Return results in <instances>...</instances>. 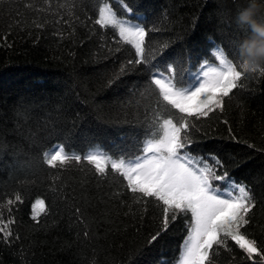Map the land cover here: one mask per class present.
Segmentation results:
<instances>
[{"label": "trees", "instance_id": "trees-1", "mask_svg": "<svg viewBox=\"0 0 264 264\" xmlns=\"http://www.w3.org/2000/svg\"><path fill=\"white\" fill-rule=\"evenodd\" d=\"M108 2L118 16L128 15L120 0ZM126 2L147 17L148 29H159L146 38L151 49L168 44L147 66L128 65L134 50L119 43L113 30L95 24V0H0V221L13 233L10 243L0 239V264H177L187 217L179 215L149 243L162 227L152 202L146 214H138L135 205L129 212L130 193L119 178L100 177L86 162L52 169L40 158L57 144L82 155L135 154L147 127L145 107L155 100L139 95L148 85V69L154 64L153 71H164V61L180 57L195 71L198 62H215L217 47L235 60V44L245 35L236 14L246 0ZM65 20L75 21L71 38ZM238 83L243 87L225 98L223 111L190 118L196 127L187 151L209 164L218 158L223 168L217 174L227 171L229 180L251 191L256 207L241 231L264 248V76L248 74ZM213 183L221 190L226 184ZM16 193L23 202L9 206ZM37 199L44 200L45 210L37 208L34 220ZM228 245L231 251L219 248L214 264H264L258 257L247 259L233 241Z\"/></svg>", "mask_w": 264, "mask_h": 264}, {"label": "snow or ice", "instance_id": "snow-or-ice-1", "mask_svg": "<svg viewBox=\"0 0 264 264\" xmlns=\"http://www.w3.org/2000/svg\"><path fill=\"white\" fill-rule=\"evenodd\" d=\"M120 4L128 14L125 17L118 16L108 0L102 3L95 0V24L113 30L118 34L119 43L134 50L135 59L128 60V65L152 64L156 54L166 49L168 44L163 43L153 51L146 38L150 31L159 29H148L145 26L147 17L136 15L126 0H120ZM69 15H72L71 9ZM74 22L64 21L71 29L66 34L68 38L75 34ZM36 27L43 28V25L37 24ZM58 34L62 38L65 35ZM212 56L215 62H198L195 71L186 69L180 57L172 58L171 62L164 61V71H153L154 64L148 69L151 73L148 85L139 95L142 101H148L153 96L155 100L145 107L147 127L142 132L143 139L139 141L135 154L122 151L112 156L100 150H90L82 155L68 152L63 145L57 144L42 153L41 163L52 169L70 170L74 165L86 162L94 167L100 177L106 179L112 175L113 179L119 178L123 191L130 193L132 204L127 205L129 212L135 205L138 214H146L147 205L152 202L159 211L162 227L149 243L157 240L161 231H166L179 215L187 217V235L181 245L177 264H214L219 248L231 251L228 240L233 241L247 259L254 261L258 257L264 262V248L241 231L250 224L249 214L256 207L251 191L247 186L229 180L227 171L218 175V169L223 168L218 158L211 157L214 164H209L203 157L192 156L187 151L186 142L191 130L196 127L190 123V118L199 120L209 117L217 109L223 111L225 98L233 94V90L243 87L238 82L249 74L239 60L229 58L222 47L214 48ZM123 72L124 67L120 74ZM258 73L264 76V69ZM113 82L114 79L108 81L109 85ZM214 181L226 182L223 190L214 186ZM52 190L58 191L56 188ZM121 194L116 192L113 195L119 198ZM17 202H23L19 193L7 204L11 206ZM37 208L45 210L44 200L37 199L33 205L34 220L39 215L35 211ZM75 214L78 218L82 214L79 206L75 207ZM0 234V239L5 243L11 242L13 233L3 221H0ZM89 235V231H84L85 238Z\"/></svg>", "mask_w": 264, "mask_h": 264}, {"label": "clouds", "instance_id": "clouds-1", "mask_svg": "<svg viewBox=\"0 0 264 264\" xmlns=\"http://www.w3.org/2000/svg\"><path fill=\"white\" fill-rule=\"evenodd\" d=\"M236 23L245 32L235 44L236 58L249 74L258 73L264 69V0H246Z\"/></svg>", "mask_w": 264, "mask_h": 264}]
</instances>
